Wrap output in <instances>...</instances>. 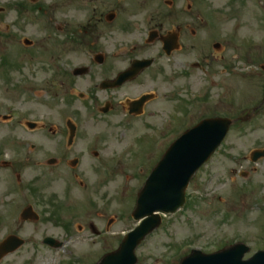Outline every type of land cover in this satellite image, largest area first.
<instances>
[{"label":"rangeland","instance_id":"rangeland-1","mask_svg":"<svg viewBox=\"0 0 264 264\" xmlns=\"http://www.w3.org/2000/svg\"><path fill=\"white\" fill-rule=\"evenodd\" d=\"M99 1L104 4L98 5L97 0H39L36 3L0 0V9L5 10L0 13V113L17 111L18 108L31 111L38 108L46 116L47 124L62 126L65 118L70 117L72 107L79 115V127L93 136L86 140L82 137L78 141L79 147L85 148V143L94 141L95 134L106 133L102 150L110 157L119 156L117 159L121 158L123 162L119 165L107 162L101 166L98 161L85 157L84 165L77 167V172L80 180L91 184L87 189L70 176L74 174L71 167L31 168L30 179H35L46 205L40 197L39 205L33 199L30 201L38 205L37 210L41 211L42 217L44 214L46 222L24 224L18 219L0 227V239L15 234L26 241L18 253L0 264H94L119 247L125 233L135 226L131 218L132 208L156 162L176 138L207 116L210 106L199 112L203 100L199 95L209 88L205 84L208 82L198 70L191 71L186 77L181 72L184 66L199 62L204 52L215 53L211 46L206 45L211 31L220 28L222 35L234 38L235 44L225 53L235 67L231 75L224 73V66L217 68L211 100L221 99V107L229 109L230 97L226 91L231 85L239 109L244 108L251 98L257 101L261 97L264 72L258 70L257 64L264 65V0H169V31L177 25L188 26L182 34L183 50L169 59V134L164 132L162 138L159 137V127L164 123L162 117L165 115L128 121L115 114L108 117H99L98 112L87 114L86 107H92L93 103L91 100L82 102L77 95H86L95 81L81 79L74 86L77 95L72 96V86H68L64 78L58 81L57 75V66L65 71L87 64V55L68 51L66 48L70 45L65 41V34L58 31L64 22L84 24L94 7L116 3V0ZM22 3L27 6L23 10L17 6ZM188 5H191V10ZM121 6L125 8L121 16L123 23L131 18L133 24L139 25L143 16H150L155 11L151 0H125ZM201 14H211L214 27L201 23L198 17ZM191 29L198 32L195 39L191 37ZM25 39L33 45L26 46ZM137 39L133 42H140L141 38ZM110 41L114 43V40ZM9 60L13 65L23 67L22 72L5 67L3 62ZM162 63L166 61L162 60ZM25 78H37L40 85L38 97L31 96L27 104L19 102L21 98L12 99L15 93H11L8 83V79L20 81ZM29 85L26 83L25 88ZM137 91L133 94L119 93L115 97L124 100L132 95L134 98ZM185 91H189L188 98L191 97L189 111L195 112L191 118L177 109L179 105L190 102ZM175 92H180V96ZM173 95L174 100L171 101ZM94 97L102 102L104 93L99 91ZM70 98L73 101L67 107ZM156 105L157 108L162 107L165 101L160 99ZM185 107L189 109L190 105ZM91 115L94 120L89 118ZM145 121L156 126L145 127ZM260 121L258 128L245 126L229 135L213 159L191 180L187 189L188 205L165 218L161 229L138 249L137 264H179L183 254L193 248L210 253L235 240L248 241L254 250L264 248V218L261 217L264 194L257 193L262 187L264 190V159L257 164L249 159L252 150L257 147L264 149V118ZM1 127L4 131L5 124ZM142 138L149 141L140 142V139L144 140ZM56 142L55 136L49 135L45 139L47 147ZM244 173L246 177L251 175L244 179ZM252 181L259 182L251 185ZM53 196L64 203L59 225L51 219L54 210L47 203ZM90 224L101 232L100 237L88 228ZM64 225H70L71 234L66 232ZM45 236L65 241L64 248H49L42 242Z\"/></svg>","mask_w":264,"mask_h":264},{"label":"flooded vegetation","instance_id":"flooded-vegetation-1","mask_svg":"<svg viewBox=\"0 0 264 264\" xmlns=\"http://www.w3.org/2000/svg\"><path fill=\"white\" fill-rule=\"evenodd\" d=\"M124 1L116 0V3L113 2L111 6L94 7L90 10L91 16L87 18L86 24L71 21V23L64 22L63 26H59L58 32L65 34V41L70 45L66 49L71 53L80 52L87 55L88 62L81 66L67 68L65 71L57 66L58 81L64 78L68 86H72L73 90L70 93L72 96L77 95L74 86L81 79L88 78L95 81L91 83V89L86 95L83 93L77 95L80 101L91 100L93 103L92 107H86L87 114L98 112L99 117L115 114L131 121L142 118L153 119L166 112L169 118V48L168 53L165 51V46L169 45L167 26L169 0H151L155 11L151 12L150 16H143L141 23L138 21L139 25L133 24L131 18L122 22L121 16L125 8L121 6V3ZM97 3L98 5L104 4L99 0ZM189 8L191 9V5ZM198 17L201 22L205 21L204 17ZM132 26L137 29V32L133 31ZM113 28L116 30H112ZM184 29L188 30V26H177L176 33L179 35V40L182 38ZM190 34L192 39H195L198 32L191 29ZM139 37L140 42H133V40L138 41ZM216 38L219 40L211 45L215 53L205 52L202 56V63L197 65L198 69L208 77L215 75L217 68L221 66L225 67L224 72L232 69L231 61L227 56H223L226 50L232 49V41L222 40V37L218 35L209 37L210 40ZM110 40H114V43ZM162 60L166 63H162ZM136 61H151V63L149 67L142 69L133 79L123 85H114L119 76L131 69ZM78 68L84 69L85 74L78 76L80 71H76ZM13 69L20 73L24 68L12 66L11 70ZM8 83L11 85V93H15L12 99L21 98L19 100L21 103H29L31 96L38 97L40 92L37 78L33 80L25 78L20 81L9 79ZM26 83L30 84L29 88H25ZM95 91L96 94H94ZM99 91L104 93L102 102H98V99L94 97ZM135 91L137 93L134 98H131L132 95L126 96L124 100L115 97L119 93L133 94ZM144 97L147 98L142 105L135 103ZM160 99L165 101V105L157 108L156 102ZM72 101V98L68 99L67 107H70ZM263 107L264 104L255 106L251 111H245L244 114L247 115L249 121H254L257 116L264 115V111L260 110ZM211 108L214 109L211 110ZM70 109V119H73L77 125L80 120L79 115L72 107ZM209 111L215 116L234 117L238 115L236 104H231L228 111H223L221 103L218 105L213 103ZM89 118L94 120L92 115ZM144 123H146L145 127L151 124L148 121ZM3 124H5L4 131L1 127ZM49 135L55 136L57 142L47 147L45 139ZM94 136V141L85 143L86 147L80 148L78 140L82 137L84 139H92V137L88 133L84 134L81 129L79 130L78 125L74 142L70 143L71 130L67 122L62 126L49 125L46 123L43 111L38 108L35 111L18 108L17 111L13 109L5 114L0 113V227L5 226L9 221L18 219L21 221L24 210L29 206V196L40 195L35 179H30L31 168L45 166L62 168L73 166V164L80 167L84 165L85 157H90V159L94 157L92 159L98 161L101 166L105 165L106 160L100 155L102 149L99 147L106 133L102 132ZM97 148L100 152L96 150ZM76 170L78 169L72 170L75 180L82 188L87 189L91 184L87 185L80 180L78 173H75ZM21 222L28 223L23 220Z\"/></svg>","mask_w":264,"mask_h":264},{"label":"water","instance_id":"water-1","mask_svg":"<svg viewBox=\"0 0 264 264\" xmlns=\"http://www.w3.org/2000/svg\"><path fill=\"white\" fill-rule=\"evenodd\" d=\"M176 46L177 39H169V54L177 48ZM123 82L124 80L120 84ZM229 126V121H204L185 133L171 146L139 195L134 217L136 220L145 217L150 219L144 220L142 226L122 243L117 252L105 256L99 264L137 263L135 249L148 234L160 225L159 216H154L153 213L157 211L174 213L183 206L185 190L190 179L220 145ZM49 243L52 244L51 241ZM22 244V241L10 238L0 247L1 255L16 251ZM236 249L234 248V250ZM235 252L238 255H234L233 261L220 254L204 256L199 252H194L183 260L182 264H228V262L246 264L240 259L243 252L240 250ZM258 259L260 258L256 260ZM254 261L248 264H252Z\"/></svg>","mask_w":264,"mask_h":264}]
</instances>
